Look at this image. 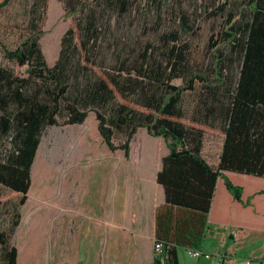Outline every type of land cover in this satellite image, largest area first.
Wrapping results in <instances>:
<instances>
[{
    "label": "trees",
    "instance_id": "16d2710c",
    "mask_svg": "<svg viewBox=\"0 0 264 264\" xmlns=\"http://www.w3.org/2000/svg\"><path fill=\"white\" fill-rule=\"evenodd\" d=\"M12 1L0 0V10ZM227 1L244 7L240 14L235 9L230 13V33L225 34L233 42L235 81L225 86L220 80V84L209 86L206 79L195 74L186 81L187 87L180 88L169 83L181 73L189 74L182 59H162L151 44L143 50L136 48L128 34L117 36L104 27L135 24L140 17L146 23L144 15L153 10L157 27L164 21L173 23L176 15L171 10L167 12L169 18H162L165 0H63L66 13L78 16L62 39L54 67L47 65L38 37L4 52L7 60L26 71L17 75L0 66V140L13 138L10 154L0 160V186L21 195L18 205H25L31 169L45 128L58 125L59 119L65 126L83 125L94 112L107 148L123 151L126 158L139 129L164 139L170 155L164 159L157 181L164 187L169 205L209 214L216 187L222 184L235 204L258 215L264 213L259 206L264 200V0ZM178 35L170 32L160 41H177ZM108 54L117 59L114 73L139 74L141 81L127 86L129 91L134 92L135 87L140 91L136 100L116 103L122 86L114 73L105 72L93 80ZM197 79L205 84L200 118L187 122L182 93L194 91ZM209 125H215L224 135L216 169L199 151L204 127ZM115 130L125 135L123 143H115ZM19 224L17 216L10 236ZM157 241L164 244L165 258L156 259L154 264H177L169 246ZM0 244L4 264H18V250L3 234Z\"/></svg>",
    "mask_w": 264,
    "mask_h": 264
},
{
    "label": "rangeland",
    "instance_id": "374dc122",
    "mask_svg": "<svg viewBox=\"0 0 264 264\" xmlns=\"http://www.w3.org/2000/svg\"><path fill=\"white\" fill-rule=\"evenodd\" d=\"M141 1L144 3V0ZM234 9L238 14L242 13L243 4L227 0H165L162 18H169L167 12L171 10L176 15L173 23L164 21L157 27V13L153 10L149 15H144L146 23L140 17L135 24L119 26L113 23L104 27L117 36L119 33L128 34L130 43L136 48L143 50L151 44L158 49V57L162 59L171 62L182 59L181 63L186 64L189 74L181 73L179 78L169 83L170 86L187 87L186 81L195 74L206 79L209 86L220 84V80L228 86L237 77L233 42L225 36L230 33L228 18ZM77 16L66 13L63 0H13L8 7L0 10V66L17 75L24 74L26 69L7 60L4 52L14 51L27 40L38 37L47 65L54 67L62 39L74 25ZM133 16L138 18L137 14ZM235 20H239V17ZM170 32L179 33L177 41H160ZM99 66H103V69L97 68L93 80L101 78L105 72L114 73L117 59L108 54L104 64ZM114 74L122 86L121 91H117L116 103L128 104L136 100L140 91L135 85V91H129L127 86L138 84L141 81L139 74L135 72L130 75L127 71ZM216 75L219 79H216ZM83 81L84 75L81 74L80 82ZM193 86L194 91L182 93L187 122L199 114L205 94L202 79L194 80ZM139 131L132 140L133 146L146 143L147 130L143 128ZM12 139L10 136L0 140V160L10 154ZM114 140L116 144H121L126 137L115 130ZM220 143L219 136L207 140L210 150L216 151ZM113 160L99 135L94 112L89 113L83 125L65 126L63 119H59L58 125L45 128L31 169V186L26 204L19 206L21 195H14L0 186V234L17 248L18 264H75L72 263V255L76 252L75 241L80 238L74 240L79 230L75 236L70 235L74 228L72 220L79 224V228L94 230L91 233L88 231V245L90 249L95 248L90 255L97 254L95 228L99 222L97 197L102 185L100 177L103 166ZM17 216L20 224L15 234L10 236ZM82 237L85 241V235ZM0 264H4L1 244Z\"/></svg>",
    "mask_w": 264,
    "mask_h": 264
},
{
    "label": "crops",
    "instance_id": "0c3cea01",
    "mask_svg": "<svg viewBox=\"0 0 264 264\" xmlns=\"http://www.w3.org/2000/svg\"><path fill=\"white\" fill-rule=\"evenodd\" d=\"M199 118L196 114L193 120ZM145 133V144H130L129 158L121 150H109L114 160L103 166L97 197V254L90 255L95 248L88 245V233L94 230L79 228L72 220L70 235L75 236L79 230L74 240L80 238L75 241L72 263L154 264V242L161 240L169 246L177 264H263L264 213L258 215L235 204L222 184L216 187L209 214L169 205L157 178L170 150L162 137ZM202 134L200 155L216 169L224 135L215 125L204 127ZM215 136L221 141L216 151L207 146V140ZM259 206L264 208V200ZM190 250L207 254L210 259H194L188 255ZM164 258L165 254L158 260Z\"/></svg>",
    "mask_w": 264,
    "mask_h": 264
},
{
    "label": "built area",
    "instance_id": "2783aa9c",
    "mask_svg": "<svg viewBox=\"0 0 264 264\" xmlns=\"http://www.w3.org/2000/svg\"><path fill=\"white\" fill-rule=\"evenodd\" d=\"M153 252H154V257L156 259L161 258L163 256V254H164V244L162 242H159V241L156 240L154 242ZM188 255L190 257L194 258V259H201V258H204L206 260L210 259L209 255L204 254V253H202L200 251L190 250V251H188ZM247 264H253V262L248 261Z\"/></svg>",
    "mask_w": 264,
    "mask_h": 264
}]
</instances>
